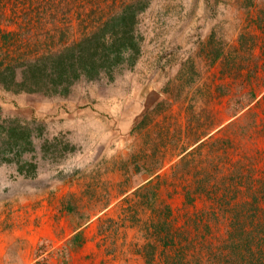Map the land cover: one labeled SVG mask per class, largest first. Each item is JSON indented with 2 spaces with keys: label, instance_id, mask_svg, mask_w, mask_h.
<instances>
[{
  "label": "rangeland",
  "instance_id": "374dc122",
  "mask_svg": "<svg viewBox=\"0 0 264 264\" xmlns=\"http://www.w3.org/2000/svg\"><path fill=\"white\" fill-rule=\"evenodd\" d=\"M241 9L232 0H147L137 13L139 53L110 77H80L65 94L0 86V120L25 126L31 142L0 162V264H139L130 251L138 231L119 220L123 207L147 182L145 169L159 167L160 198L174 214L202 208L200 200L184 202L179 179L173 192L164 184L201 131L209 130L204 139L233 137L231 158H247L264 172V102L252 110L253 101L241 109L233 104L248 90L260 97L264 83L259 64L257 72L233 77L236 48L264 60L257 46L250 49L260 31ZM77 22L72 18L70 30L79 34ZM222 120L225 129L217 131ZM207 149L193 153L197 164ZM87 215L84 242L72 250V226Z\"/></svg>",
  "mask_w": 264,
  "mask_h": 264
},
{
  "label": "trees",
  "instance_id": "16d2710c",
  "mask_svg": "<svg viewBox=\"0 0 264 264\" xmlns=\"http://www.w3.org/2000/svg\"><path fill=\"white\" fill-rule=\"evenodd\" d=\"M232 1L260 31L250 49L257 46L258 59L264 57V0ZM146 5L147 0H0V86L16 92L65 94L80 77L92 79L101 73L110 77L119 64L133 63L138 55L137 13ZM72 18L78 20L79 34L70 30ZM238 39L245 41L243 32ZM237 49L231 60L234 78L257 72L258 64L264 69V60H253L249 49ZM261 92L258 97L248 90L236 101L233 98V104L241 109L253 101L248 107L252 110L261 98L264 102V83ZM8 121L0 120V162H11L31 144L27 128ZM208 132L196 135L193 149L184 150L172 167L173 178L164 180L173 192V180L179 179L184 202L200 200L202 208L174 214L160 198L159 167L145 169L147 182L134 190L133 204L123 207L119 220H130L138 231L128 250L139 264H264V172L258 173L247 158H231L233 137L212 133L204 139ZM205 145L207 157L199 165L192 155ZM89 219L87 215L72 226L68 239L72 250L82 246V226Z\"/></svg>",
  "mask_w": 264,
  "mask_h": 264
}]
</instances>
